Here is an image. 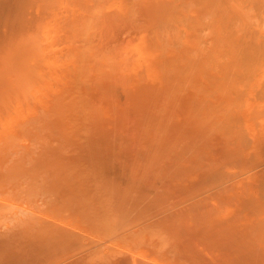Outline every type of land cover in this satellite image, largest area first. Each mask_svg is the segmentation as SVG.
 <instances>
[{
    "label": "bare ground",
    "instance_id": "bare-ground-1",
    "mask_svg": "<svg viewBox=\"0 0 264 264\" xmlns=\"http://www.w3.org/2000/svg\"><path fill=\"white\" fill-rule=\"evenodd\" d=\"M0 264H264V0H0Z\"/></svg>",
    "mask_w": 264,
    "mask_h": 264
}]
</instances>
